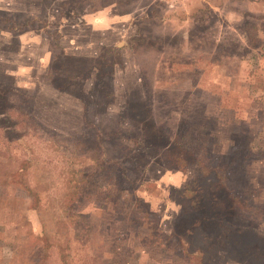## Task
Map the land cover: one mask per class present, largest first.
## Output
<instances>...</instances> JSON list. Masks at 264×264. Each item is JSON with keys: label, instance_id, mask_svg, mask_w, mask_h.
Instances as JSON below:
<instances>
[{"label": "rangeland", "instance_id": "obj_1", "mask_svg": "<svg viewBox=\"0 0 264 264\" xmlns=\"http://www.w3.org/2000/svg\"><path fill=\"white\" fill-rule=\"evenodd\" d=\"M125 1L92 8L89 1L64 6L69 0H0V97L16 91L33 94L41 134L25 138L21 130L15 132L25 138L26 147L13 144L11 165L0 154V264H36L42 227L56 241L71 239L72 264H202L197 246L204 236L203 220L192 212L178 217L184 183L199 165L190 164L188 171L162 165L156 150L164 141L156 134L146 133L134 146L140 172L129 166L127 173L134 172L138 194L180 235L189 252L183 255L175 241L167 243L170 250L164 243H151L160 237L154 224L144 221L142 212L130 220L128 211L117 212L106 198L115 185L101 184L96 188L100 191L92 189L71 203L73 189L66 179L74 169L66 136L84 131L85 116L107 137L108 155L118 161L124 160L122 131L148 120L144 105L158 112L157 120H164L168 129L185 126L186 133L220 136V150L231 149L243 136L264 148V0ZM31 28L50 40L52 58L45 66L35 63L38 49L14 60L7 56H12L10 50L21 53L18 35ZM16 68L23 70L22 76L12 75ZM72 75L76 79L69 81ZM50 80L81 100L83 125L75 121L78 113L65 98L56 109L55 102L37 98ZM50 136H57V142ZM84 157L77 156V161ZM24 160L28 166L23 174L28 187L40 194L38 204L13 174ZM236 174L251 181L245 190L256 199V217L264 218V157L240 164ZM63 189L68 191L61 195ZM71 204L68 216L65 208ZM261 223L246 226L250 247L229 243L210 264H264ZM59 256L52 249L47 264H60Z\"/></svg>", "mask_w": 264, "mask_h": 264}, {"label": "trees", "instance_id": "obj_2", "mask_svg": "<svg viewBox=\"0 0 264 264\" xmlns=\"http://www.w3.org/2000/svg\"><path fill=\"white\" fill-rule=\"evenodd\" d=\"M82 1H89L91 7L94 8L116 0H69V2H64L63 5L65 6L70 2L79 5ZM132 1L126 0L125 2L131 3ZM93 65L95 66V63ZM95 67L103 68L99 65ZM51 69L53 70L52 67ZM111 69L114 70V67H111ZM52 70L48 71V75L54 78ZM73 79H76L74 75L69 77V81ZM52 81L50 80V82ZM2 96L0 97V115L3 114L0 116V154L6 155L8 158L6 163L11 165L14 159L12 154L9 153L10 148H13V144L17 143L15 146L25 149L26 146L22 141L26 137L31 134L41 136V134H37L40 124L32 111L34 105V102L32 104L33 94L16 91L13 96L11 93ZM11 97L18 100V103H11ZM144 106L147 107L148 120L139 125L135 124L133 131H122V135L126 139L125 143L119 144L123 152V161L109 157L104 141L107 137H102L100 131L88 116H85L86 125L81 134L66 136L71 142L68 143L67 148H70L68 155H71L73 159L74 169L66 179L68 186L73 189L69 192L71 203L84 198L88 191L93 192L94 190L95 193L100 191L96 188L101 184L115 185V189L109 191L106 198L114 204L117 212L125 213L128 211L126 217L129 216L130 220L135 218V213L142 212L144 221H150L151 226L154 224L160 234V237L157 240L150 241L151 243H164L165 250H170L173 248L167 243L175 241L183 255L189 252L187 244L180 235L168 227L167 224H163V217L160 214L158 215L149 202L138 194L135 179H133L134 172L127 173V168L132 166L136 169L135 173L139 174L140 160L135 154L136 148L134 146L143 141L146 133H152L157 135L159 142L164 141L160 146H157L158 149L156 150L157 159L162 165L180 168L185 171L190 169V164L199 165L194 177L184 183L181 192L183 206L178 217H182L184 213L192 212L200 215V219L203 220L200 228H204V236H199L202 239L198 241L200 245L197 246L199 247L198 253L202 264H210V261L218 260L221 247L227 248L229 243L239 249L245 243H247L246 247H250L252 241L245 240L246 232H250L246 226L257 225L260 227L264 218L256 217V199L254 195L245 190L250 187L251 181L239 177L236 174V169L240 164L250 163L261 156L264 157V148L259 147L257 144L254 145L248 137L243 136L239 138V143L231 149L220 150L217 148L220 136L208 132L186 133L187 128L185 126L176 131L168 129L163 124L164 120H157L158 112L149 108L148 105ZM20 130L25 138L22 134L19 137L15 134L16 131ZM49 131L51 132V130ZM51 133L59 135L54 131ZM13 135H15L14 138L11 137ZM114 136L115 134L112 135V137ZM50 138L53 142H57V136H50ZM58 148L60 146L56 145V149ZM91 154L95 158L87 161L86 158ZM77 156L85 157L84 160L77 161ZM10 160L12 161L10 162ZM0 162L2 163L1 160ZM27 166L28 161L24 160L20 163L17 173H13L12 166L10 170L14 176H19L16 179L24 185L26 195L32 197V203L36 200L38 204L40 194L28 187L23 174V170H26ZM66 191L68 190L63 189L60 194L62 195ZM124 191L133 197L124 196ZM65 212L68 216L72 215V204L65 208ZM152 215H156L157 218H152ZM42 229L41 233L37 234V238L42 240L43 246L35 256L37 257L36 264H47V259L51 258L52 249L60 253L58 258L60 264H72L69 249L71 239L68 237L66 241H63V239L56 241L47 232L43 233ZM253 246H256V243ZM254 250V248H250V251Z\"/></svg>", "mask_w": 264, "mask_h": 264}, {"label": "crops", "instance_id": "obj_3", "mask_svg": "<svg viewBox=\"0 0 264 264\" xmlns=\"http://www.w3.org/2000/svg\"><path fill=\"white\" fill-rule=\"evenodd\" d=\"M28 29L26 31H23L21 35H18L19 37V46L21 49V53L20 54H16L15 52H12V50H10V53L12 56L7 55L9 58H13L16 59L19 55L20 56H24V54H27V51H32L35 49H38L40 52H35L34 55L37 57V61L35 62L38 65H46L47 63H50V60L52 58V53H51V48H50V40L47 37L43 36L41 33H38L34 30ZM11 31L13 30H9L10 34H13ZM2 32V31H0ZM14 32V31H13ZM33 32V33H32ZM1 35V34H0ZM1 37L0 36V41H1ZM6 37V36H4ZM4 40L10 41L8 40V38H3ZM14 39V38H13ZM31 45V48H28V46ZM25 52V53H24ZM15 53V54H12ZM2 52L0 49V61L2 62ZM32 54V53H31ZM80 56V55H78ZM34 62L32 61V64ZM33 72V70H31ZM9 74L11 72L7 71ZM23 70H21L20 68L16 70H13V74L16 77L17 76H22L23 74ZM34 82V80H32V83ZM52 83V82H51ZM62 89L58 88L57 86H55L54 83L47 85L46 87L42 88L38 94H37V98L40 99L41 101L45 100V102L48 101H53L55 102V105L52 106L53 109H56V105L60 106V102H61V98H65L66 101L71 102V106H73L75 108V111L78 113V118H76V122L78 124H82L83 125V108L81 106L80 103V99L78 97H76V94L70 91H61ZM50 99H49V98ZM63 105V102H62ZM50 108V107H49ZM49 108L46 110L48 111Z\"/></svg>", "mask_w": 264, "mask_h": 264}]
</instances>
